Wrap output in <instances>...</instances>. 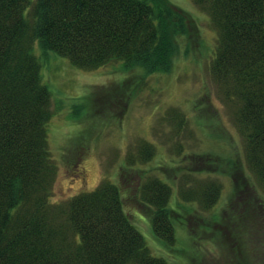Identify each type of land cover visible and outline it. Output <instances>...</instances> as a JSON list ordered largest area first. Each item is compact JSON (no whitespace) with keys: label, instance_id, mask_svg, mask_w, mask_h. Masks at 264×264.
<instances>
[{"label":"trees","instance_id":"trees-1","mask_svg":"<svg viewBox=\"0 0 264 264\" xmlns=\"http://www.w3.org/2000/svg\"><path fill=\"white\" fill-rule=\"evenodd\" d=\"M191 1L216 30L210 73L235 106L247 168L263 192L252 223L264 229V0ZM187 20L166 0H0V264H170L151 251L124 210L125 172L119 177L126 184L102 179L51 200L57 173L48 144L52 97L35 47L83 69L119 61L163 73ZM138 150L142 161L153 153L144 142ZM136 189L150 209L155 238L171 246L170 185L154 176ZM219 196L213 181L180 189L182 199L204 209Z\"/></svg>","mask_w":264,"mask_h":264},{"label":"rangeland","instance_id":"rangeland-1","mask_svg":"<svg viewBox=\"0 0 264 264\" xmlns=\"http://www.w3.org/2000/svg\"><path fill=\"white\" fill-rule=\"evenodd\" d=\"M166 1L188 19L167 72L146 73L119 61L83 69L36 45L52 97L48 144L57 173L51 200L102 179H126L124 210L155 255L170 264H264V229L251 217L262 191L247 168L235 106L210 73L216 30L191 0ZM143 142L153 150L144 161ZM154 176L171 187V246L155 238L150 209L136 196V183ZM209 181L220 185L212 207L180 197V189Z\"/></svg>","mask_w":264,"mask_h":264}]
</instances>
